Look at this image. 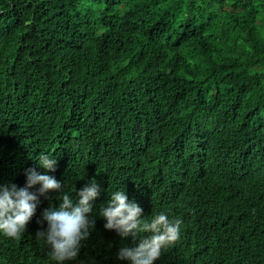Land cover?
Listing matches in <instances>:
<instances>
[{"label":"trees","instance_id":"trees-1","mask_svg":"<svg viewBox=\"0 0 264 264\" xmlns=\"http://www.w3.org/2000/svg\"><path fill=\"white\" fill-rule=\"evenodd\" d=\"M33 168L62 188L21 242L0 236V264H58L44 213L93 178L95 226L68 264L116 258L99 213L117 190L187 219L158 264H264V0H0V185ZM208 212L227 232L197 245Z\"/></svg>","mask_w":264,"mask_h":264},{"label":"clouds","instance_id":"clouds-1","mask_svg":"<svg viewBox=\"0 0 264 264\" xmlns=\"http://www.w3.org/2000/svg\"><path fill=\"white\" fill-rule=\"evenodd\" d=\"M127 71L122 70L120 74L124 82L128 80ZM40 163L49 171H55L58 161L51 154L42 152ZM26 177L25 187H17L15 184L0 185V236L13 239L12 241H22L19 238L36 212L39 196L62 188L56 178L38 173L34 168L26 170ZM176 180L182 187L180 177ZM36 185H40L38 191H30ZM100 191L99 184L93 178L79 190L76 206L64 194L59 210L45 211L44 220L47 221L48 228L47 231L38 232L37 238L46 240L41 247L44 254H48L47 258H52L58 264H68L69 260L77 257L81 241L90 236V230L95 226V220L90 219L88 214L92 212V202L100 195ZM125 192L128 191H114L107 206L99 213L107 221L105 232L119 240L116 258L110 264H158L161 254L172 251L173 243L180 239L181 229H184L187 219L178 215L172 217L165 212L146 216L144 208L136 202H129ZM218 203H221L220 198ZM218 208L221 216L227 218L224 207ZM211 218L212 214L209 212L202 215L205 229L201 233L193 232L197 245L203 244L204 239H207L208 231L211 235L227 232V228L222 227L224 224L211 225ZM231 252L233 251L222 254L225 257Z\"/></svg>","mask_w":264,"mask_h":264}]
</instances>
